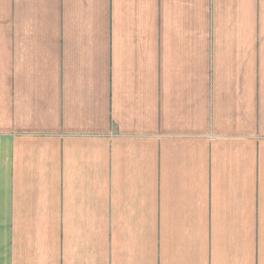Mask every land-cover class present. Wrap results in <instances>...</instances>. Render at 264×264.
Returning <instances> with one entry per match:
<instances>
[{
    "label": "crops",
    "instance_id": "0c3cea01",
    "mask_svg": "<svg viewBox=\"0 0 264 264\" xmlns=\"http://www.w3.org/2000/svg\"><path fill=\"white\" fill-rule=\"evenodd\" d=\"M0 264H264V0H0Z\"/></svg>",
    "mask_w": 264,
    "mask_h": 264
}]
</instances>
